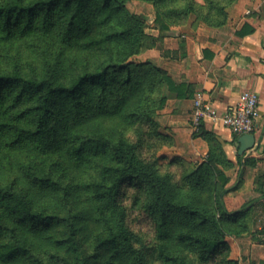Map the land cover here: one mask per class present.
Here are the masks:
<instances>
[{"label": "trees", "instance_id": "trees-1", "mask_svg": "<svg viewBox=\"0 0 264 264\" xmlns=\"http://www.w3.org/2000/svg\"><path fill=\"white\" fill-rule=\"evenodd\" d=\"M126 1L0 0V264L18 257L37 264L240 263L226 237L241 234L223 222L246 218L258 201L228 211L223 198L235 187L219 169L218 217L178 197L182 180L199 173L175 181L163 170L157 151L172 139L158 129L156 112L166 101L161 88L183 95L153 61H128L158 37L145 33ZM235 2L158 10L159 35L170 29L166 12L192 11L220 27ZM202 124L193 136L209 142L207 163H229ZM84 164L92 174L81 183ZM81 187L93 202L86 211L77 210ZM49 197L69 204L65 213ZM140 215L152 222L150 241L138 228Z\"/></svg>", "mask_w": 264, "mask_h": 264}, {"label": "crops", "instance_id": "crops-1", "mask_svg": "<svg viewBox=\"0 0 264 264\" xmlns=\"http://www.w3.org/2000/svg\"><path fill=\"white\" fill-rule=\"evenodd\" d=\"M247 27L252 32L246 33ZM150 34L158 38L143 51V58L160 66L183 95L178 96L177 91L165 87L166 101L159 115L165 119L164 129L179 144L193 146L189 150L191 154L205 155L209 150L204 137L193 136L191 115L198 91L221 113L232 110L242 91L257 94L252 148L239 154L238 136L234 138L236 134L217 121L205 119L202 127L213 138L212 142L229 156L228 160L237 163L235 178L228 176L226 186L235 188L224 195L225 208L234 211L251 201L264 202L261 192L264 189V0H236L228 9L227 22L220 27L199 25L189 31H175L171 27L164 35H159L158 28H152ZM237 155L242 156L240 160ZM226 240L231 248L230 257L239 259V264L264 261V241L255 240L251 234L230 235Z\"/></svg>", "mask_w": 264, "mask_h": 264}, {"label": "rangeland", "instance_id": "rangeland-1", "mask_svg": "<svg viewBox=\"0 0 264 264\" xmlns=\"http://www.w3.org/2000/svg\"><path fill=\"white\" fill-rule=\"evenodd\" d=\"M193 1L196 3L197 6H205L206 0H127L124 8L125 10L139 18L143 24H144V31L145 33L150 34V31L152 28H158L160 26V22L155 21L156 11L160 10L161 12L166 11V7L178 9L180 7H188L190 2ZM164 13V12H163ZM166 14H169L167 17ZM165 16L166 19L169 21L170 28L172 27L173 30L177 31H189L192 27H196L199 25L205 26V27H211L209 26L201 17H197L194 12L190 11L187 12V14L184 16V14H179L176 16L174 12L167 13ZM164 16V17H165ZM148 42V41H147ZM145 49H143L138 54H135L133 56H129L128 61H134V62H143V61H149V59H145L142 56V53ZM155 65L154 62H151ZM161 91H164V88L160 89ZM160 90L155 89L152 93L153 96H158L160 94ZM148 94V91L146 92V95ZM160 109L157 110L156 114V121L158 124V129L162 131L163 133L171 136L172 141L167 144H163L157 151V156L159 157V163L163 164L164 168L163 170L170 169V171L174 174L175 181L181 180L186 174L190 173L193 170H197L198 173L202 176L200 177L202 181L200 183H194L195 179L198 178L199 174L193 175V180H182V186L177 189L178 197L181 199H185L188 202H190L193 206L198 208H207L209 209V212L214 214L215 217L219 216V210L217 208L216 204V198H217V192L221 188V179L218 178L217 173L219 170L225 171L226 175L230 176L231 178H235V171L237 163H225V164H219V167L210 165L207 163L208 156L207 153L205 155L197 156L195 154H191L192 145H185L182 143H178L176 139L173 137L172 134H170L166 128L165 119L159 115ZM131 130V129H129ZM226 157H229L225 152H223ZM34 155V154H33ZM232 155V154H231ZM25 156L24 154L22 155ZM224 156V158H225ZM234 156V155H232ZM97 158H102L97 156L96 158H90L89 161H96ZM210 165V169L206 170L205 165ZM85 166L82 167V169L75 173L77 174V179L81 183H86L89 181V176L92 174V170L87 166L88 164H84ZM200 165H203L200 167ZM209 167V166H208ZM219 169V170H218ZM224 169V170H223ZM184 173V176L182 175ZM183 176V177H182ZM6 182L5 178L0 177V183ZM187 183V184H186ZM78 195V201H77V210L83 209L84 207H93L92 199L90 198V191L88 189H85L84 187L80 188ZM68 202L70 206H74V197L72 195L68 196ZM59 197H49L47 199V202L53 201V203L60 202ZM65 201L61 200V203L63 204ZM67 202V203H68ZM262 201H258L257 204L253 206V209L250 214L246 218L240 219V221L231 222V221H224L223 226L226 231L232 232V231H238L240 233V236L243 235H253V238L255 240L264 241V235L262 234L264 232V205L261 204ZM67 204V205H69ZM66 204H63L62 206V212L65 213L66 211ZM55 207H58V204H55ZM72 213H74V208L72 209ZM86 211V210H85ZM85 211H81L85 213ZM86 215V213L84 214ZM141 217V218H140ZM139 218V224L138 228H140V231L144 232L146 234V239L150 241L152 239L153 234V226L152 222L142 217L141 215L138 216ZM135 222V220H134ZM137 222V220H136ZM233 236V235H232ZM236 236V237H240ZM228 237V236H227ZM226 237V238H227ZM239 260V259H238ZM240 262V260H239ZM9 264H37L30 260L24 259L23 257L16 258L12 263ZM154 264H159L158 261H155Z\"/></svg>", "mask_w": 264, "mask_h": 264}, {"label": "built area", "instance_id": "built-area-1", "mask_svg": "<svg viewBox=\"0 0 264 264\" xmlns=\"http://www.w3.org/2000/svg\"><path fill=\"white\" fill-rule=\"evenodd\" d=\"M258 96L250 90L242 91L231 111L220 112L218 107L205 99L198 91L193 99L191 125L197 131L205 119L217 121L237 136L244 133H253L255 117L257 115Z\"/></svg>", "mask_w": 264, "mask_h": 264}, {"label": "water", "instance_id": "water-1", "mask_svg": "<svg viewBox=\"0 0 264 264\" xmlns=\"http://www.w3.org/2000/svg\"><path fill=\"white\" fill-rule=\"evenodd\" d=\"M255 143V136L253 133H244L236 138V147L239 154L252 148Z\"/></svg>", "mask_w": 264, "mask_h": 264}]
</instances>
